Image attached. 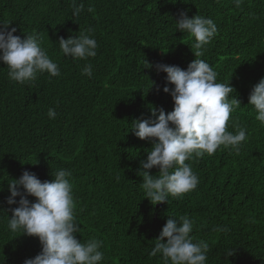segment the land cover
<instances>
[{
	"label": "trees",
	"instance_id": "1",
	"mask_svg": "<svg viewBox=\"0 0 264 264\" xmlns=\"http://www.w3.org/2000/svg\"><path fill=\"white\" fill-rule=\"evenodd\" d=\"M81 3L75 16L73 0H0V27L10 23L21 38L38 33L60 69L59 76L44 72L20 84L0 62V264H24L42 251L38 237L8 228L18 206L6 203L8 184L25 170L50 181L60 169L72 173L76 238L103 242L99 264H165L162 254L149 253L167 219L182 216L194 222L193 243L208 244L205 264H264V125L248 105L264 77V0H243L240 7L233 0H76ZM181 12L215 22L217 33L200 59L217 72L218 83L230 81L235 89L229 99L236 96L241 106L227 130L243 127L246 140L238 154L221 145L211 155H193L186 163L197 187L153 205L139 174L152 143L131 129L136 120L154 118L153 109L157 115L173 110L163 88L174 85L155 65L186 70L195 59V38L176 31ZM81 34L94 37L96 56H65L58 39ZM146 61L153 67L145 68ZM87 64L91 77L83 74Z\"/></svg>",
	"mask_w": 264,
	"mask_h": 264
},
{
	"label": "clouds",
	"instance_id": "2",
	"mask_svg": "<svg viewBox=\"0 0 264 264\" xmlns=\"http://www.w3.org/2000/svg\"><path fill=\"white\" fill-rule=\"evenodd\" d=\"M233 2L240 7L243 0ZM83 8L82 3L77 5L73 0V15L79 16ZM175 21L176 31L187 32L195 38L191 47L195 59L186 70L175 65H155L157 72L167 74V83L174 85L171 89L163 88L172 97L173 110L166 114L161 108L157 115V110L153 109L154 118L136 120L131 129L136 137L152 143L146 161H141L143 171L139 174H142L145 198L153 205L168 202L170 196L180 197L197 187L198 176L191 164L186 163L193 155H211L221 145L231 146L238 154L241 142L246 140L243 127L237 126L236 134L227 130L231 113L241 106L236 96L229 99L235 89L230 81L218 83L217 72L206 60L200 59L205 54V46L217 33L215 22L198 14L189 18L186 12H181ZM9 24L3 23L0 27V62L9 69V79L25 84L35 81L38 74L44 72L59 76V66L42 47L40 35L33 32L21 38L14 35L15 27L9 30ZM58 42L62 53L74 59L97 54V42L89 34L70 35L67 39L60 37ZM152 67L146 61L145 68ZM83 74L93 75L91 64L83 68ZM249 104L257 113L256 120L264 125V77L253 86ZM56 116V110L49 108L48 117L55 119ZM154 167L159 169L158 175L149 174L148 170ZM71 175L70 171L60 169L51 175L52 180L42 182L35 173L25 170L19 179L8 184L10 196L6 203L18 204L11 209L8 228L38 237L42 246V251L34 258L25 259L24 264H99L104 259L101 240L93 238L82 243L76 238L80 227L74 216L73 186L68 179ZM28 196L35 197V202H30ZM193 223L187 216L169 217L149 255L162 254L165 264L169 261L171 264H205L208 244L193 243L190 236ZM216 230L226 232L228 229L218 227Z\"/></svg>",
	"mask_w": 264,
	"mask_h": 264
}]
</instances>
